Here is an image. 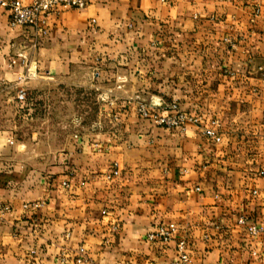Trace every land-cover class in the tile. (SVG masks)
<instances>
[{
	"label": "crops",
	"instance_id": "obj_1",
	"mask_svg": "<svg viewBox=\"0 0 264 264\" xmlns=\"http://www.w3.org/2000/svg\"><path fill=\"white\" fill-rule=\"evenodd\" d=\"M79 75L108 90L111 124L44 164L0 148V264H76L80 247L94 264H170L178 239L189 264H264V0H87L43 37L0 5L1 81ZM140 102H175L220 141ZM158 225L176 226L170 242L148 239Z\"/></svg>",
	"mask_w": 264,
	"mask_h": 264
},
{
	"label": "rangeland",
	"instance_id": "obj_2",
	"mask_svg": "<svg viewBox=\"0 0 264 264\" xmlns=\"http://www.w3.org/2000/svg\"><path fill=\"white\" fill-rule=\"evenodd\" d=\"M100 86L86 75L20 85L0 80V148L17 144L31 165L44 164L79 135L107 127L114 113ZM20 88L23 101L16 97Z\"/></svg>",
	"mask_w": 264,
	"mask_h": 264
},
{
	"label": "built area",
	"instance_id": "obj_3",
	"mask_svg": "<svg viewBox=\"0 0 264 264\" xmlns=\"http://www.w3.org/2000/svg\"><path fill=\"white\" fill-rule=\"evenodd\" d=\"M0 5L9 12L12 25L32 28L43 37L48 32V20L51 16L58 15L63 8L83 9L87 6V0H32L30 3H24L22 0H0ZM16 97L19 101L25 100L26 89L20 88ZM163 109L165 112L161 113L141 102L136 106V112L139 116L151 118L160 126L169 129L184 130L187 123H194L199 126L203 136L216 142L220 141V136L215 130L201 126V121L198 116L182 111L177 103L172 102ZM114 173H117V170ZM40 205L41 203L38 202L31 203V207L34 208ZM28 206V204H25L24 208ZM238 222L245 223V219L240 217ZM248 231L254 236L258 233L259 229L251 224L248 226ZM175 232H177L175 225L168 227L158 225L153 232L148 234V239L168 243L173 239L172 236ZM175 249L176 258L170 264H189L186 241L184 239L176 240ZM75 263L94 264L86 256L85 250L82 247L75 251Z\"/></svg>",
	"mask_w": 264,
	"mask_h": 264
}]
</instances>
